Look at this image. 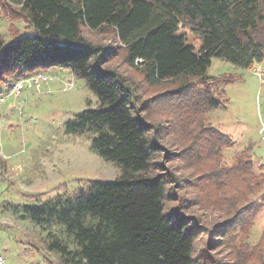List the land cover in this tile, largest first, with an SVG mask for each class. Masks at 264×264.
Wrapping results in <instances>:
<instances>
[{
	"label": "trees",
	"instance_id": "trees-1",
	"mask_svg": "<svg viewBox=\"0 0 264 264\" xmlns=\"http://www.w3.org/2000/svg\"><path fill=\"white\" fill-rule=\"evenodd\" d=\"M6 1L18 4L31 32L17 33L8 43L0 39V95L37 69H68L84 80L99 102L78 114L68 129L87 136L91 149L120 169L118 178L91 180L71 198L7 207L35 224L60 226L74 248L53 237L48 249L66 264H195L192 222L164 213L167 188L175 177L160 173L162 165L153 173L163 150L157 127L142 116L143 105L129 81L105 67L114 48L88 41L82 28L111 29L126 52V62L148 85L172 80L180 84L177 94L183 95L197 84L191 92L192 108L198 105L207 113L226 100L213 86L225 78L206 74L211 58L243 69L263 59L264 0ZM182 18L192 41L179 32ZM203 129L205 157H221L230 138L215 127ZM248 151L235 153L226 176H235L245 190H264ZM219 173L216 170L213 179L220 178ZM252 207L258 213L264 201Z\"/></svg>",
	"mask_w": 264,
	"mask_h": 264
},
{
	"label": "rangeland",
	"instance_id": "rangeland-1",
	"mask_svg": "<svg viewBox=\"0 0 264 264\" xmlns=\"http://www.w3.org/2000/svg\"><path fill=\"white\" fill-rule=\"evenodd\" d=\"M18 11L17 3L0 0V39L5 43L17 33L31 32ZM189 31L182 18L179 32L192 41ZM82 35L95 45L114 48L105 67L129 81L143 105L142 116L157 127L163 150L153 173L162 165L160 173L175 177L167 188L164 213L192 222L195 264H264V207L258 213L252 209V204L264 201V190H245L235 176H226L235 153L248 148L254 174L262 176L260 188L264 185V77L256 75L257 68L264 70V57L250 69L211 58L206 74L228 79L213 84L226 100L205 113L198 105L192 108L191 92L197 84L183 95L177 94L180 84L172 80L148 85L126 62V52L111 29L82 28ZM31 76L23 89L0 95V256L5 264H66L48 249L53 237L74 248L63 229L22 219L8 204L19 208L65 200L91 180L118 178L120 169L97 155L87 136L68 129L78 114L99 105L84 80L56 66L37 69ZM205 126L231 140L214 160L205 157ZM216 170L220 178L213 179Z\"/></svg>",
	"mask_w": 264,
	"mask_h": 264
},
{
	"label": "built area",
	"instance_id": "built-area-1",
	"mask_svg": "<svg viewBox=\"0 0 264 264\" xmlns=\"http://www.w3.org/2000/svg\"><path fill=\"white\" fill-rule=\"evenodd\" d=\"M256 75L263 78L264 77V70L257 68ZM32 78H33V76H29V77H26L25 79L18 81L15 85H13V87L11 89H13V90H15L16 88H18L19 90L23 89L24 83L29 82ZM0 264H5V260L1 256H0Z\"/></svg>",
	"mask_w": 264,
	"mask_h": 264
}]
</instances>
